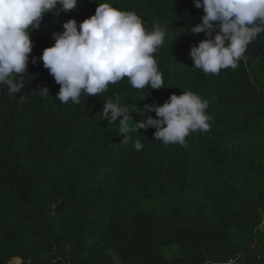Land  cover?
Instances as JSON below:
<instances>
[{
	"label": "trees",
	"instance_id": "1",
	"mask_svg": "<svg viewBox=\"0 0 264 264\" xmlns=\"http://www.w3.org/2000/svg\"><path fill=\"white\" fill-rule=\"evenodd\" d=\"M99 2L135 11L148 30L166 27L155 54L165 88L125 78L79 104L56 99L60 85L39 57ZM203 14L195 0H77L45 16L24 87L9 95L0 85V264H264V33L237 68L205 74L190 51L206 35L189 31ZM183 91L208 101L207 131L182 146L154 140L155 128L135 132L157 118L147 105ZM117 96L131 116L125 137L102 113Z\"/></svg>",
	"mask_w": 264,
	"mask_h": 264
},
{
	"label": "clouds",
	"instance_id": "2",
	"mask_svg": "<svg viewBox=\"0 0 264 264\" xmlns=\"http://www.w3.org/2000/svg\"><path fill=\"white\" fill-rule=\"evenodd\" d=\"M76 6L77 0H0V85L7 86L9 95L24 87L23 74L28 72L34 48L32 34L45 16L69 12ZM195 6L203 9L202 23L192 25L189 31L205 33L206 38L191 48L194 68L205 74L237 68L248 45L264 33V0H195ZM62 27L64 31L53 33L54 45L39 57L60 85L56 99L62 103L79 104L82 93L99 96L110 84L125 78L137 90L165 88L155 58L167 35L164 25L156 23L148 30L135 11L99 2L90 18L79 24L69 19ZM31 62L38 60L32 58ZM41 91L48 93L47 89ZM208 106V101L193 91L173 93L162 105L146 106L157 118L149 115L134 123L135 132L155 128L154 140L182 146L191 133L209 129ZM102 113L109 124L119 121L118 135L125 137L130 132V112L118 96L115 102L111 98L105 101ZM134 148L141 150L139 139Z\"/></svg>",
	"mask_w": 264,
	"mask_h": 264
},
{
	"label": "crops",
	"instance_id": "3",
	"mask_svg": "<svg viewBox=\"0 0 264 264\" xmlns=\"http://www.w3.org/2000/svg\"><path fill=\"white\" fill-rule=\"evenodd\" d=\"M10 262H9L10 264H21V259L16 257L13 258Z\"/></svg>",
	"mask_w": 264,
	"mask_h": 264
},
{
	"label": "built area",
	"instance_id": "4",
	"mask_svg": "<svg viewBox=\"0 0 264 264\" xmlns=\"http://www.w3.org/2000/svg\"><path fill=\"white\" fill-rule=\"evenodd\" d=\"M237 260H238V258H237V259H232V260H230V261L232 262V264H234V263L237 262ZM227 264H228V262H227Z\"/></svg>",
	"mask_w": 264,
	"mask_h": 264
},
{
	"label": "rangeland",
	"instance_id": "5",
	"mask_svg": "<svg viewBox=\"0 0 264 264\" xmlns=\"http://www.w3.org/2000/svg\"><path fill=\"white\" fill-rule=\"evenodd\" d=\"M174 254H176V250L174 251ZM10 263H11V262H10ZM10 263H9V264H10Z\"/></svg>",
	"mask_w": 264,
	"mask_h": 264
}]
</instances>
